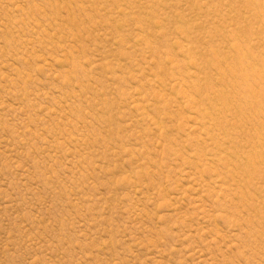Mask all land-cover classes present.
<instances>
[{"label":"rangeland","instance_id":"374dc122","mask_svg":"<svg viewBox=\"0 0 264 264\" xmlns=\"http://www.w3.org/2000/svg\"><path fill=\"white\" fill-rule=\"evenodd\" d=\"M0 264H264V0H0Z\"/></svg>","mask_w":264,"mask_h":264}]
</instances>
